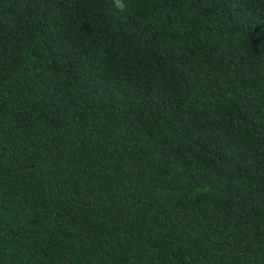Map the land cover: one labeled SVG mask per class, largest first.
I'll return each instance as SVG.
<instances>
[{"label":"trees","instance_id":"1","mask_svg":"<svg viewBox=\"0 0 264 264\" xmlns=\"http://www.w3.org/2000/svg\"><path fill=\"white\" fill-rule=\"evenodd\" d=\"M0 0V264H264V0Z\"/></svg>","mask_w":264,"mask_h":264},{"label":"clouds","instance_id":"2","mask_svg":"<svg viewBox=\"0 0 264 264\" xmlns=\"http://www.w3.org/2000/svg\"><path fill=\"white\" fill-rule=\"evenodd\" d=\"M117 6L120 8L121 11L126 10V4L123 3V0H116Z\"/></svg>","mask_w":264,"mask_h":264}]
</instances>
